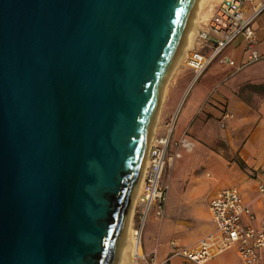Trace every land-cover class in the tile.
Wrapping results in <instances>:
<instances>
[{
  "label": "water",
  "instance_id": "1",
  "mask_svg": "<svg viewBox=\"0 0 264 264\" xmlns=\"http://www.w3.org/2000/svg\"><path fill=\"white\" fill-rule=\"evenodd\" d=\"M200 0H0V264H118Z\"/></svg>",
  "mask_w": 264,
  "mask_h": 264
},
{
  "label": "crops",
  "instance_id": "2",
  "mask_svg": "<svg viewBox=\"0 0 264 264\" xmlns=\"http://www.w3.org/2000/svg\"><path fill=\"white\" fill-rule=\"evenodd\" d=\"M256 1L259 0H255V3L253 4L246 5L247 14L251 13L254 4L257 3ZM252 26L256 34V41L254 43H250L244 37H241L226 46L223 50L222 56H228L230 58L229 62L220 63L218 59L212 61L206 70L196 79L194 78V71L187 65H185V67H177V64L175 69L170 72L165 81V90L163 91L159 100V106L155 118L156 122L154 124L155 126L151 136L162 137V135L166 134L165 124L169 120L168 118L173 114L178 113V111L179 113L181 112L189 90L192 89L193 85L203 76L204 80L200 83L201 88L203 89L201 97L198 99V101H195L197 103L193 104L192 109L186 114V120L180 126H178V128H176L178 123V117L176 116L175 125L171 134V142L173 143L174 141V132H176V139H178V136H180L183 131L190 128L193 129L194 133H197L203 137V133L199 132V121L196 122L194 118L202 111L205 106H210V100L214 104L224 102L227 108L230 109L231 113L233 114V118L237 119L238 122L240 121L242 125L238 131L236 130V133L245 127L244 134L247 136H244V144L239 149V160L243 165L248 164L249 166L255 168L258 173L255 177H251L243 172L230 174L229 176L227 175L231 183L228 186H225L229 179L225 182L226 175L222 176V172H220V160H218L216 156H212V158L217 161L218 169L216 172L219 171V173L216 174L215 172V177H217L216 181L214 180L213 188L208 193H206L203 200V205L197 206L198 201H195V192L192 191L194 188L192 184L193 182H185L181 185L182 190L180 193V209H182V213L179 216L174 215L173 221L169 220L170 224H168L166 227L168 232L167 235H171V237L165 239V241L162 242L161 226L164 222V216L163 219H159L153 214V219L159 223L158 231L155 234L156 241L154 244H152V246L149 247L148 250H144V229L142 233L143 236L141 241V251L145 254H149L151 251L155 250L156 259L158 261H163L170 254H172L173 248L170 245L171 240H175L178 247L193 246L200 238L214 230L215 220L213 217H211L208 199L210 196L218 193L225 187L235 186L243 203L249 204L253 215V219L248 221L251 226L255 228L259 227L261 221L264 218V202L262 203L260 199L257 198L258 181H264V151H262L260 154L258 153L259 149L254 147L255 140L261 136L264 137V103H262V105H260L258 108L259 113H253L252 108L247 104V100H244V98L241 97V91L243 88L249 85L257 87L263 84L264 86V69L260 68L258 70V68H256L259 63L264 64V57L258 59V61L255 62H248L249 56L253 51H257L264 55V10L254 19ZM178 86L179 88L175 94L177 97H175L170 102L173 88L176 90ZM211 92H215L214 97L212 96V99H210L209 96ZM207 98L208 100L205 102ZM211 105L214 107L213 104ZM249 110H251L253 115L246 117L245 113H247ZM225 116L227 117V114ZM230 119L232 118H227L225 121L227 122ZM254 120H256V124H254ZM212 158L207 157L204 162H201L200 166L203 168V171L196 173L204 172L207 177H210L211 173H209L207 169V164L208 161L212 160ZM165 202L167 205V196ZM184 219L187 221V223H189L188 225L186 224V226L183 222ZM243 222L245 223L246 221L243 220ZM160 248L162 250H160ZM260 256L261 258L258 264H264V247L260 249ZM237 257L240 260V263L236 262L235 258ZM169 262L171 264H177L178 259L174 258ZM206 264L244 263L241 259L238 249L231 248L229 251L216 255Z\"/></svg>",
  "mask_w": 264,
  "mask_h": 264
},
{
  "label": "built area",
  "instance_id": "3",
  "mask_svg": "<svg viewBox=\"0 0 264 264\" xmlns=\"http://www.w3.org/2000/svg\"><path fill=\"white\" fill-rule=\"evenodd\" d=\"M255 0H219L211 9V15L194 33L192 46L188 50L186 65L194 71V78H198L209 66L218 59L220 63L229 62L228 56H222L226 46L244 37L250 43L256 41V34L252 22L264 10V0L256 1L251 13H246V5ZM264 57L253 51L248 62H255ZM177 113L171 116L166 125V134L153 137L147 149V163L140 190L132 211L131 236L139 244L142 233L151 212L163 219L168 185L163 182L165 167L171 164L179 148L190 150L193 141L185 132L181 137L171 142L173 125ZM176 148V153L169 152L170 147ZM257 198L264 202V181H258ZM209 211L215 220V228L198 240L193 246L178 247L175 240L170 241L173 248L165 260L156 259V251L149 254L141 251L137 253L135 264H171L174 258L177 264H206L210 259L223 252L238 249L244 264H258L260 249L264 247V218L259 227L255 228L248 221L253 219L248 203H243L235 186L221 189L209 197ZM243 220L246 222L244 223Z\"/></svg>",
  "mask_w": 264,
  "mask_h": 264
},
{
  "label": "rangeland",
  "instance_id": "4",
  "mask_svg": "<svg viewBox=\"0 0 264 264\" xmlns=\"http://www.w3.org/2000/svg\"><path fill=\"white\" fill-rule=\"evenodd\" d=\"M218 1L219 0H203V4L201 5L197 13V27L208 20L212 7ZM186 53L187 54L179 61L177 67H185L188 51H186ZM256 68H258V70L260 68L264 69V64L259 63ZM203 80L204 79L202 76L186 95L184 101L185 104L181 109V112L179 113L178 111L177 113L178 123L176 128H178V126H180L186 120L185 117L187 116V112L192 109L194 103H197L195 101H198V99L201 97L203 89L201 88L200 83L203 82ZM178 88L179 86L176 90L175 88H173L170 102L175 97H177L175 96V94L177 93ZM215 92L210 93V99H212V96L214 97ZM241 97L244 98V100H247V104L252 108L253 113H259L258 108L260 107V105H262V103H264V87H261V85H259V87L249 85L243 88V90L241 91ZM207 100L208 98L205 100V102ZM209 103L210 106H205L202 111L194 118L196 122L199 121V132L203 133V137L198 135L197 133H194L192 128L183 131L190 136V139L193 141L194 145L190 150L179 148V150L177 151L178 154L176 155L174 161L165 167L163 182L169 185V189L167 192V205L164 214V222L161 226L162 242H164L165 239L171 237V235H167L168 232L166 230V227L168 226V224H170L169 220L173 221L174 215L179 216L182 213V209H180V193L182 190L181 185L185 182H193L192 184L194 188L192 191L195 192V201H198L197 206L203 205V200L206 193H208L213 188L214 180L216 181L217 178L215 177V172L218 167L217 161L212 158V156H216L218 160H220V172H222V176L226 175L225 182L229 179L227 175L229 176L230 174L243 172L251 177H255L258 173L255 168L249 166L248 164L243 165V168L239 167L238 165V163L240 162L238 152L244 144V136H247L246 134H244L245 127L244 129L236 133V130L238 131L242 125L240 121L238 122L237 119L233 118V114L231 113L230 109L227 108L226 104L224 102L214 104L213 102H211V100L209 101ZM211 104H213L214 107H212ZM226 114L227 117L225 116ZM249 115H253L251 110L245 113L246 117H248ZM170 118L171 117L168 118L169 120L165 125L170 122ZM227 118L232 119L226 122L225 120ZM254 121V124H256V120ZM181 134L180 136H178V139L181 137ZM173 136V142L177 141L178 139H176V132H174ZM254 147L256 149H259L258 153L260 154L262 151H264L263 136L255 140ZM169 152L175 154L176 148L173 146L170 147ZM207 157L212 158V160L208 161L207 164V169L209 173H211L210 177H207L204 172L196 173L203 171V168H201L200 164L201 162H204ZM218 173L219 171L216 172V174ZM230 183L231 181L229 179L226 182L225 186H228ZM183 222L185 226L186 224H189L185 219ZM158 227L159 223L155 219H153V212H151L148 217V223L146 225L145 232L143 233L144 250H148L149 247L155 243V234L158 231ZM160 250L162 249L160 248ZM235 260L236 262L240 263L238 257L235 258Z\"/></svg>",
  "mask_w": 264,
  "mask_h": 264
},
{
  "label": "bare ground",
  "instance_id": "5",
  "mask_svg": "<svg viewBox=\"0 0 264 264\" xmlns=\"http://www.w3.org/2000/svg\"><path fill=\"white\" fill-rule=\"evenodd\" d=\"M202 2H203V0H200V2H199L200 5H199L198 10L196 12V15L194 18V23L192 25V29L188 35V39H187V41H186V43H185V45L181 51V54L179 55V57L177 58L175 64L173 65V67L171 69L172 71H173V69H175L176 65L179 64V61L187 54L186 51H188L190 49V47L192 46V42H193V38H194L193 35L195 33L197 23H198L197 13H198L201 5L203 4ZM162 87H163V89L161 92V96H162L163 91L165 90V83L163 84ZM161 96H160V98H161ZM155 118H156V116H155ZM155 122H156V120H155ZM155 122H154V124H155ZM154 126L155 125H153V129H154ZM173 127H174V125H173ZM153 129H152L151 135L153 133ZM151 137L153 138L154 136H151ZM152 138H150V140H149L147 149L150 145V141L152 140ZM147 149H146V156H145L144 162H143L142 167H141V173H140V176H139L137 184H136L137 187H136V190H135L132 202H131L132 205H131L130 213L128 216V222L126 225V229H125V232L123 235L124 239H123V243H122V247H121V251H120L121 255H120V259H119L118 264H135L137 261V253L141 254V243L139 244L138 242H136V240H134V238L131 236L130 228H131V223H132L131 216H132L133 207L135 205V200H136V197H137L139 190H140V187H141L140 184L142 182L144 172H145L146 163H147ZM130 237H131V242H130Z\"/></svg>",
  "mask_w": 264,
  "mask_h": 264
},
{
  "label": "trees",
  "instance_id": "6",
  "mask_svg": "<svg viewBox=\"0 0 264 264\" xmlns=\"http://www.w3.org/2000/svg\"><path fill=\"white\" fill-rule=\"evenodd\" d=\"M257 87H259V86H257ZM261 87H264L263 84L261 85ZM238 165H239V167H241V168L244 167L243 164H242L241 162H239Z\"/></svg>",
  "mask_w": 264,
  "mask_h": 264
}]
</instances>
